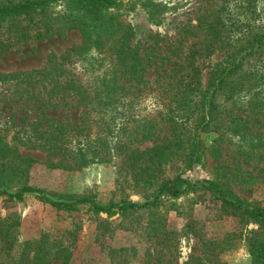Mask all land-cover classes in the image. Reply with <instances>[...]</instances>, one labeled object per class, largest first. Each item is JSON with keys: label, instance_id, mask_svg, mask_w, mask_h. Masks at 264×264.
Instances as JSON below:
<instances>
[{"label": "trees", "instance_id": "16d2710c", "mask_svg": "<svg viewBox=\"0 0 264 264\" xmlns=\"http://www.w3.org/2000/svg\"><path fill=\"white\" fill-rule=\"evenodd\" d=\"M154 1L0 0V28L5 24L0 32V54L15 43L41 42L73 31L80 35V44L66 51L58 68L54 69L48 60L41 69L22 74L28 86L33 78L45 80L55 70L58 76L65 72L75 77L62 82L56 79L47 91L50 96L47 101L58 99L59 103L79 110L73 125L61 124L41 132L48 167L76 171L117 156L130 161L140 172L156 171L174 159H179L189 170L201 164L206 154L219 161L226 148H231L237 158L247 163L264 164V96L257 89L261 85L259 80L264 78L261 73L264 26L243 23L244 29L230 41L224 15L228 0H206L210 6L198 17L195 26L203 35L200 49L199 43H192L190 53L184 58L176 55L179 49L171 50L175 60L171 63L165 57L170 63L158 66L160 70L156 69L152 80L154 74L151 76L150 72L157 61L156 54H142L134 42L133 26L123 16L140 7L148 12L154 24H160V4ZM258 5L264 10V0L239 3L246 11ZM57 6L63 9L54 11ZM216 49L224 50V57L210 69L203 85L197 54L209 56ZM85 59L90 63L82 71L86 79L67 71V67ZM148 98L153 100V107L144 111L146 107L141 104ZM73 138L75 145H71ZM144 143L152 145L139 150ZM26 161L35 162L28 157ZM223 174L227 185L219 180L204 183L223 208L245 223L257 226L249 231L246 247L250 264H264V207L248 204L229 188V184L249 183L252 175L246 180L228 168ZM155 179L154 191L143 202L101 204L87 196L55 198L26 184L10 189L4 181L0 197L11 202L34 196L61 210L87 207L96 214L127 218L159 209L164 200L178 199L196 187L181 175L162 181ZM149 224V238L172 235L158 223ZM160 230L163 231L158 235ZM0 240L5 247L1 264H70L72 258L70 245L49 233L19 241L11 225L0 224ZM131 254L124 248L111 249L110 264H129L134 255ZM216 255L212 253V258ZM194 259V264H203L200 257ZM152 264L161 263L154 259ZM214 264L226 263L216 260Z\"/></svg>", "mask_w": 264, "mask_h": 264}, {"label": "rangeland", "instance_id": "374dc122", "mask_svg": "<svg viewBox=\"0 0 264 264\" xmlns=\"http://www.w3.org/2000/svg\"><path fill=\"white\" fill-rule=\"evenodd\" d=\"M240 1L228 0L224 12L226 35L230 41L244 29L241 28L243 23L264 26V10L260 5L246 11L239 7ZM154 2L160 4V24H154L148 12L140 7L123 16L133 26L134 42L142 54H156L157 61L151 68V76L156 69L160 70L161 65L170 63L165 57H169L171 63L176 55L184 58L190 53L192 43L202 41L203 35L195 26L198 17L210 6L206 5V0L205 3L204 0ZM62 9L57 6L54 11ZM255 9L257 11L253 14ZM4 26L0 32L4 31ZM80 41L79 33L73 31L41 42L15 43L0 54V187L2 181L10 189L26 184L55 198L87 196L101 204L143 202L154 191L155 178L162 181L181 175L195 184V190L178 199L164 200L159 209L127 218L118 214H96L87 207L61 210L34 196L11 202L0 197V224L11 225L19 241L36 239L43 233L58 237L70 245V264H110L109 251L121 248L130 252V256L133 252L129 264H152L154 259H159L161 264H194L196 257H200L203 264H214L216 260L226 264H250L246 243L249 231L256 230L257 226L245 223L223 208L221 201L204 183L205 180H219L226 184L227 178L223 173L227 168L246 180L252 175L249 183L229 184V188L248 204L264 207V164L247 163L237 158L231 148L223 151L219 161L206 154L201 164L189 170L179 159H174L156 171L140 172L137 167H132L130 161L117 156L76 171L47 166L46 153L42 151L45 140L40 138L41 132L48 128L53 130L61 124L73 125L79 116V110L70 104L59 103L58 99L47 101L50 97L47 91L56 79L62 82L75 77L65 72L58 76L55 70L45 80L33 78L28 86L22 74L41 69L48 60L54 69L58 68L61 57ZM200 46L199 43L197 48ZM174 49H179L177 54L170 55ZM201 54H197V63L203 70L204 85L210 69L224 57V50L216 49L209 56ZM87 60L75 62L66 69L76 73V77L86 79L82 71L90 64ZM261 73L264 74V68ZM259 81L261 85L257 89H261L264 96V78ZM45 86H48L46 92ZM152 101L148 98L141 104L146 107L144 111L152 109ZM75 142L73 138L71 145ZM151 145L144 143L138 149L144 150ZM27 157L35 162L28 164ZM17 172L19 174L15 176ZM151 173H155L154 176ZM148 178L151 183L144 181ZM151 221L172 235L149 238L147 227ZM2 243L0 240V264L5 251ZM212 253L218 255L212 258Z\"/></svg>", "mask_w": 264, "mask_h": 264}]
</instances>
